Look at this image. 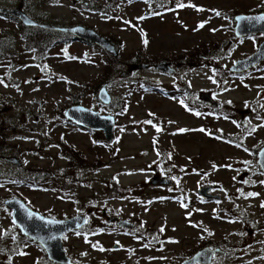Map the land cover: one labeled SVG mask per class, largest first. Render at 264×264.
<instances>
[{
    "label": "rangeland",
    "instance_id": "374dc122",
    "mask_svg": "<svg viewBox=\"0 0 264 264\" xmlns=\"http://www.w3.org/2000/svg\"><path fill=\"white\" fill-rule=\"evenodd\" d=\"M159 4L167 10L158 9ZM0 6L19 7L41 22L91 27L119 52L115 58L70 36L54 39L39 57L25 48L21 23L0 17V38L12 53L0 59V264H55L12 221L4 204L12 196L50 217L87 216L84 227L63 238L73 264H122L128 249L151 256L150 264L179 261L186 211L179 200H164V194L174 191L149 183L153 166L160 174L182 169L180 181L190 187L201 180L217 182L226 207L227 193L240 182L256 186L252 208L264 199V172L257 164V151L264 145V61L246 76L228 71L264 39L263 33L235 36L234 16L263 11L264 0H0ZM137 55L141 61L134 62ZM162 60L171 62L177 73L156 71L154 65ZM134 63L150 66L132 69ZM127 70L130 74L121 77ZM146 81L156 89H145ZM104 83L112 96L107 105L95 90ZM158 88L176 91L163 94ZM179 88L215 92L221 108L195 105ZM71 104L113 115V141L102 143V131L67 119L64 112ZM149 120L151 124L145 123ZM66 146L93 163L74 166ZM4 157H15L20 164ZM142 183L140 190L120 193ZM104 209L138 218L136 228L150 232L155 242L119 230L107 222ZM203 209L198 217L213 222L216 241L241 243L234 232L245 231L244 223L225 213L210 219L213 203ZM117 244L119 250L114 249ZM228 252L218 264L264 263L242 248Z\"/></svg>",
    "mask_w": 264,
    "mask_h": 264
},
{
    "label": "water",
    "instance_id": "95a60500",
    "mask_svg": "<svg viewBox=\"0 0 264 264\" xmlns=\"http://www.w3.org/2000/svg\"><path fill=\"white\" fill-rule=\"evenodd\" d=\"M1 13H6L16 18L24 26L37 27L41 29L56 30L70 34L73 39L81 40L90 43L96 47L105 50L113 57H118L119 52L111 39L97 32L91 27L81 24L75 25H59L50 22H41L32 18L28 13L19 7H0ZM264 16V10L254 13H239L234 16V34L237 37H245L256 33L264 34V21H257L253 19H239L241 17H258ZM264 61V39L260 42L257 49L249 56L236 59L229 67V71L233 73H243L255 67ZM147 63H134L132 69H147ZM158 72L171 75L175 72V68L167 61L162 60L154 65ZM130 70L122 72L121 77H127ZM97 97L103 104H109L112 101V96L108 91L107 84H103L97 91ZM201 100L213 108L220 107V101L214 99L208 91L200 93ZM64 115L67 119L74 122L76 125L93 130L102 131L107 142H112L114 139L115 117L110 114H100L98 111L87 108L81 104L69 105ZM6 161L18 166L19 160L15 157H4ZM257 164L261 171L264 172V145L257 151ZM164 179L160 183H164ZM208 187L200 189V194L204 197L212 198L214 196L204 194ZM4 204L11 209V218L14 224L18 227L20 232L38 243L44 250L47 259L56 264H73L72 258L67 254L63 247L64 235L75 230H79L87 223V216L84 214H77L68 218H54L42 214L41 212L30 207L25 200L18 196H12L4 200ZM31 213V215H29ZM43 217V219H41ZM86 221V222H85ZM107 221H117V225L125 228H132L133 223L118 219L115 216H110ZM222 253L219 248L210 249L203 248L194 253L192 257L179 264H195L197 262H210L213 253Z\"/></svg>",
    "mask_w": 264,
    "mask_h": 264
},
{
    "label": "flooded vegetation",
    "instance_id": "af4514ba",
    "mask_svg": "<svg viewBox=\"0 0 264 264\" xmlns=\"http://www.w3.org/2000/svg\"><path fill=\"white\" fill-rule=\"evenodd\" d=\"M3 7V6H0ZM6 8V7H5ZM0 17L6 18V13L0 12ZM56 31V30H53ZM60 32V31H59ZM64 33V32H62ZM66 34V33H65ZM70 35V34H69ZM3 47L6 58V43L1 41L0 38V49ZM171 65L172 63L169 62ZM173 66V65H172ZM175 68V67H174ZM259 66H255L246 72L243 73H233L229 70V75L236 74L237 76H246L247 74L255 71ZM177 73V70L175 69V72ZM153 89H156L155 87H152ZM222 87H219L217 92H220ZM163 94H168L169 92L176 91V90H170V89H161L158 88ZM179 93H184L185 98L187 100L195 105H202L206 104L204 103L200 98V93L202 91H195L190 88H179L177 89ZM211 96L215 99V92L208 91ZM222 104V102H220ZM221 104L219 108L220 109ZM244 123V122H243ZM245 124V123H244ZM151 171L153 173V176L149 178V183L153 186L158 187H166L168 189H171L173 194L166 193L164 194L163 198L164 200H169L171 198H175L179 200L183 205H187L185 208V233H183L182 236V248L179 252V261L175 262L174 264H179L183 261H186L194 255V253L200 251L203 248H210L215 249L219 248L222 250V253L216 252L213 253L210 259V262L208 263H202L197 262L195 264H218V258L220 257H226L229 256L228 248L232 247H238L242 248L243 250H246L249 252V256L252 259V256L263 258L264 259V207L261 205L264 204V199L259 202V204L254 205L252 208L251 203V197L247 195L248 193H256L255 184L253 182H240L238 186L231 187V192L227 193L226 201L228 202L229 206H225V195L221 194L224 191L219 190L218 183L217 182H208V181H197L195 182L194 187H190L186 184H184L182 181H180L181 175H179L181 172H183L182 169L174 171L173 169H166L163 174H160V170L157 166H153L151 168ZM175 177L176 179H173ZM164 179V183H160V180ZM145 183V182H144ZM144 183H142L141 186H133L136 187L133 189V187H127L124 190L123 188L120 189V193L134 191V190H140L144 188ZM203 187H208V190L204 191V194L212 195L214 197L208 198L204 197L200 194V189ZM179 192V193H177ZM226 193V192H225ZM178 194V195H174ZM137 200L145 201V197L142 196H135ZM147 201V199H146ZM205 203H213L214 204V210L213 212L215 215L210 217V219H216L218 218L219 213L227 214L237 218L239 221L245 224V231L236 230L234 233H236L238 236H240L241 243L238 245L232 246L231 242L227 239H223L220 242L215 240L214 237V229L210 226L213 224V222L204 223L202 219L198 217L199 214L205 211L203 209V204ZM104 214H108L107 218L110 216H115L118 219H125L121 218L118 215L111 214L108 212L107 209L103 210ZM110 213V214H109ZM117 213V211H116ZM235 215V216H234ZM131 220H128L133 223L132 228H125L117 225V221L109 222L112 225H115L119 230L124 231L126 234L128 233L131 237L134 238H141L144 239L149 244H153L155 242L154 236L149 232L145 235V233L142 232L141 229L136 228L135 222H138V218L131 216ZM107 220V219H106ZM204 224L209 226H204ZM198 228V229H194ZM194 230H203L202 233H190V231ZM77 231V230H75ZM146 247L145 245H142V248ZM114 249L119 250L120 246L117 244L114 246ZM140 259V260H138ZM153 261V258L147 254L137 256L135 253V250L128 249V253L125 254L124 259H122V264H150ZM246 261V260H245ZM264 264V263H263Z\"/></svg>",
    "mask_w": 264,
    "mask_h": 264
},
{
    "label": "trees",
    "instance_id": "16d2710c",
    "mask_svg": "<svg viewBox=\"0 0 264 264\" xmlns=\"http://www.w3.org/2000/svg\"><path fill=\"white\" fill-rule=\"evenodd\" d=\"M165 3H168V2H165ZM157 8L161 9L162 11L167 10V8L163 9L161 4L157 5ZM6 17L14 18L9 14H6ZM14 19H16V18H14ZM21 36L25 42L24 43L25 48L30 49V50H34L36 52V54L40 57V56H43L45 54L46 50L50 47V45L52 44L54 39H58L59 37H70L71 35L65 34V33H62L59 31L41 29V28H37V27H28V26H24L21 24ZM6 49H8V47H6ZM3 51H4V49L2 47L0 49V59H3L5 57V53H3ZM6 57L11 58L12 53L6 52ZM139 61H141V59H140V56L137 55L134 59V62H139ZM112 75H113V73H110L111 77H112ZM104 84H106V83H104ZM142 84L144 85L145 89H148V90L151 87H154V86L156 87V85L153 86L148 81H146ZM95 90L98 91V88L96 87ZM200 106H202L204 108H211V106H209L207 104H203V103ZM211 109H213V108H211ZM214 110H219V109L214 108ZM100 141L102 143H107L105 141V139L103 138V136L100 137ZM64 151H65V153H67V157L69 159V162H72L74 164V166H77V164H81V166H84V165L88 166V165L93 163V161L89 163L88 158L85 156V154L83 152H81L80 150H78L77 148H75L74 146H68V147L66 146ZM47 262L51 263V261H49V260Z\"/></svg>",
    "mask_w": 264,
    "mask_h": 264
},
{
    "label": "snow or ice",
    "instance_id": "6c2138e0",
    "mask_svg": "<svg viewBox=\"0 0 264 264\" xmlns=\"http://www.w3.org/2000/svg\"><path fill=\"white\" fill-rule=\"evenodd\" d=\"M181 7H183L184 5H180ZM217 15H220L219 12L216 13ZM239 19H253V20H257V21H264V16H258V17H252V18H249V17H241ZM200 27H203V24L200 25ZM145 43H147V41H145ZM2 82V81H0ZM197 115H200V113H196ZM145 123H148V124H151L152 121H145ZM157 130L159 131L160 129L157 128ZM179 131L183 132V131H187L186 129H180ZM201 131H203V129H201ZM173 179H176L175 177H173ZM247 183V181H246ZM264 183V182H262ZM247 195L249 196H255V195H258L257 193H248ZM183 207H187V205H182ZM262 207H264V204L261 205ZM29 215H31V213H29ZM41 219H43V217H41ZM86 222V221H85ZM161 231H163V229H161ZM79 234V233H77ZM96 245H93V247H95Z\"/></svg>",
    "mask_w": 264,
    "mask_h": 264
}]
</instances>
